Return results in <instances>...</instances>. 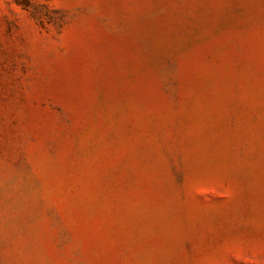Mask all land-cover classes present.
<instances>
[{
	"label": "rangeland",
	"instance_id": "rangeland-1",
	"mask_svg": "<svg viewBox=\"0 0 264 264\" xmlns=\"http://www.w3.org/2000/svg\"><path fill=\"white\" fill-rule=\"evenodd\" d=\"M0 264H264V0H0Z\"/></svg>",
	"mask_w": 264,
	"mask_h": 264
}]
</instances>
